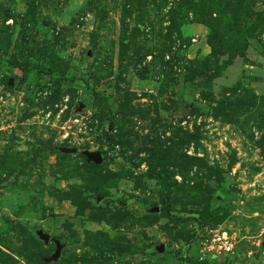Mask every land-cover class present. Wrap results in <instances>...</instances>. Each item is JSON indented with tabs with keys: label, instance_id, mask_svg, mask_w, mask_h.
<instances>
[{
	"label": "rangeland",
	"instance_id": "374dc122",
	"mask_svg": "<svg viewBox=\"0 0 264 264\" xmlns=\"http://www.w3.org/2000/svg\"><path fill=\"white\" fill-rule=\"evenodd\" d=\"M0 264H264V0H0Z\"/></svg>",
	"mask_w": 264,
	"mask_h": 264
},
{
	"label": "water",
	"instance_id": "95a60500",
	"mask_svg": "<svg viewBox=\"0 0 264 264\" xmlns=\"http://www.w3.org/2000/svg\"><path fill=\"white\" fill-rule=\"evenodd\" d=\"M67 151H71V152H75V149H66ZM89 160L94 161L95 163H100L101 162V154L98 153H94V154H86ZM36 236L44 241L45 244H48L49 241H52V239L50 238V236L48 234H45L42 230H37L36 231ZM54 244L56 246L55 252L54 254L50 257L49 260H55L59 255H60V251L63 248V245L60 244L58 241H54ZM155 251L157 252H163L165 250V247L163 245H156L154 247Z\"/></svg>",
	"mask_w": 264,
	"mask_h": 264
},
{
	"label": "built area",
	"instance_id": "2783aa9c",
	"mask_svg": "<svg viewBox=\"0 0 264 264\" xmlns=\"http://www.w3.org/2000/svg\"><path fill=\"white\" fill-rule=\"evenodd\" d=\"M212 243L214 249L218 253H232L233 252V242L226 233L214 234L212 238Z\"/></svg>",
	"mask_w": 264,
	"mask_h": 264
},
{
	"label": "trees",
	"instance_id": "16d2710c",
	"mask_svg": "<svg viewBox=\"0 0 264 264\" xmlns=\"http://www.w3.org/2000/svg\"><path fill=\"white\" fill-rule=\"evenodd\" d=\"M132 252H142V250H140L139 248H137V249H133Z\"/></svg>",
	"mask_w": 264,
	"mask_h": 264
}]
</instances>
